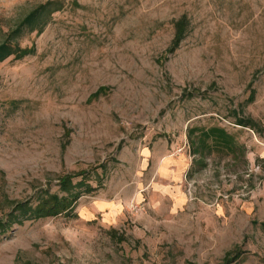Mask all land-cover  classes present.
<instances>
[{
	"label": "rangeland",
	"instance_id": "rangeland-1",
	"mask_svg": "<svg viewBox=\"0 0 264 264\" xmlns=\"http://www.w3.org/2000/svg\"><path fill=\"white\" fill-rule=\"evenodd\" d=\"M47 1L0 0V43ZM62 1L0 63V220L60 176L98 188L0 232V264H264V0ZM213 126L244 154L195 152Z\"/></svg>",
	"mask_w": 264,
	"mask_h": 264
},
{
	"label": "trees",
	"instance_id": "trees-1",
	"mask_svg": "<svg viewBox=\"0 0 264 264\" xmlns=\"http://www.w3.org/2000/svg\"><path fill=\"white\" fill-rule=\"evenodd\" d=\"M62 0H48L33 10L20 24V27L11 32L8 37L0 43V63L13 56L15 59H22L35 51L33 46L23 47L16 41L18 34L27 32H41L48 23L54 12L61 10ZM187 34V18L182 17L176 23L175 36L170 47L174 52L184 40ZM253 100V94L249 99ZM238 124L246 127L254 125L252 119L240 118ZM196 128L192 129L194 132ZM198 141H192L196 145L195 152L203 153L206 150H218L227 153H235L241 150L244 154V146L240 145L233 133L224 127L213 126L208 129H201L197 137ZM80 179H77L79 178ZM76 179V180H75ZM87 171L70 173L58 178V191H52L50 187L39 189L32 200H14L13 204L4 219L0 220V232H6L14 224H24L27 220H37L63 214L68 217L76 216V205L80 197L85 193L94 192L98 187L89 182ZM230 253H228L229 256ZM228 260V259H227Z\"/></svg>",
	"mask_w": 264,
	"mask_h": 264
}]
</instances>
